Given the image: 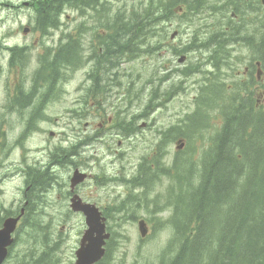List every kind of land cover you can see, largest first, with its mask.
Wrapping results in <instances>:
<instances>
[{
    "label": "rangeland",
    "instance_id": "obj_1",
    "mask_svg": "<svg viewBox=\"0 0 264 264\" xmlns=\"http://www.w3.org/2000/svg\"><path fill=\"white\" fill-rule=\"evenodd\" d=\"M140 1L143 0H106L107 5L103 8V14L111 11L110 15H112L119 9L126 16V11L129 8H139ZM17 5L6 6L3 13L0 14V39L5 46L19 49L25 47L24 51L22 49L24 57L22 65L10 62V50L0 53V87H3L4 99V126L0 127V178L4 177V181H6L17 165L18 168L24 167L21 165L23 159L30 167H35V164L38 163L37 159L44 163L46 152L43 149L48 143L54 144L53 142L59 138L58 134L63 133L64 142L62 145L65 148L85 139V143L88 145L79 150L80 157L72 158L74 162H84L83 168H78L90 176L88 181L79 188L78 194L96 204L101 210L115 211V207L122 206L118 214L109 211L107 226L113 235L109 263L158 264V257L166 247L172 244L171 249L177 250L180 242L172 241L174 239L173 230L170 226L165 225V221L172 216L171 210L163 209V203L167 197L166 179H162L161 183L154 186L148 197L145 195L144 199L147 198V201L144 202L143 207L136 208L128 199L138 195L137 191L124 184L110 181V178L120 179L122 177L126 181L131 179L141 159L147 157L152 146L157 144L158 135L155 133L157 129L161 132L162 129L165 131L174 127L182 117L191 113L194 107V89L197 82L195 77L182 81L180 87L185 89L183 93L180 90L174 91L175 86L178 85L177 80H171L161 86V81L153 84L149 82L152 78H157L159 65L163 61H168L170 66L175 69H183L191 65V55H174L186 42V35H184L186 26L178 22L169 24L167 36L173 32H177L178 36L174 41L163 42L166 46L160 47L157 56H142L139 52H136V55H124L121 54L120 45H117V51H114L111 64L99 67L98 71L95 70V62L92 69L91 66L85 69V65L92 55L89 50L82 52L85 61H82L79 68L67 70L66 67H61L56 69V78L63 76L64 80L57 85L58 91L55 94L57 101L50 106L52 111L50 120L36 125L33 128H39V130L30 132L29 128L32 123L40 118L32 117L28 120L29 113L23 111L26 109H19L20 112L17 114L18 101L16 94L13 95L11 90L16 88L24 93L31 91L30 85L34 72L38 68V59L46 53L47 47L54 45V42L46 43V40L35 32H30L26 36L22 35L24 28L32 30L36 28V24L31 22V12L27 8H23L22 5L20 9H15ZM63 11L64 13L60 17V28L57 31H52L53 40L57 35L60 37L61 32L64 35L68 32L76 34L74 29H82L89 31L80 36V40L86 47L90 40H94L90 30L96 29L98 20L107 21L106 18L91 13L77 17L70 6ZM2 19L3 21H1ZM97 32L99 35H103L104 30L98 28ZM115 41L120 42V40ZM157 41L162 43L161 38L154 37L151 40L152 43ZM95 47L98 49L99 44L96 43ZM173 49L174 52H172ZM181 57H184L185 61L179 64L178 59ZM105 66H107L108 72L101 71ZM89 77H97L96 83L93 84V79ZM102 80L113 82L112 88L101 85ZM87 81H90V87L96 91L95 94L91 93L90 98L80 94L81 86ZM157 88H159L157 96H161L159 102L163 103L162 107L158 108L159 110L152 109L157 101L151 102V98L154 96L153 90ZM173 91L174 94H172ZM109 106H115L116 111L127 112V120L131 115L138 116L134 121L137 131L129 138H122L108 129L111 127L108 125V120L111 119L110 124L112 125L116 122L114 119L112 120V116L116 112L109 110ZM79 110H84L86 115L72 112ZM103 111H107V115L97 117L100 113L104 114ZM70 113L72 114L70 115ZM217 120L215 119V121ZM143 123H147L151 129L143 128ZM85 126L87 128H84ZM73 128L79 135L77 139L72 134ZM103 130L105 131L102 132ZM50 132H53L55 137H50ZM96 134V140L91 139ZM210 134L203 132L202 139L189 144L185 139L186 145L185 148L183 147L182 156L187 155L195 146L196 151L193 156L196 157L203 149ZM108 140L114 142L109 146ZM117 142L122 144L119 151L116 152ZM175 147V142L168 146L165 164H168L178 152ZM109 151L113 154L122 152L124 159L117 160ZM90 157H94V159ZM73 169L74 167L68 164L69 177ZM12 186L6 182L2 184L0 199L4 205L13 197ZM158 195L161 197L154 207L153 201ZM38 218L41 222L38 221L26 233L22 231L18 235L19 240L15 241V245L11 249L10 259H14L12 255L21 254L15 264H30L32 260H42L45 264H74V251L85 230L83 218L71 212L56 213L51 208L46 209L45 213H40ZM139 219L144 220L149 229L148 236L142 240L136 225Z\"/></svg>",
    "mask_w": 264,
    "mask_h": 264
},
{
    "label": "trees",
    "instance_id": "obj_2",
    "mask_svg": "<svg viewBox=\"0 0 264 264\" xmlns=\"http://www.w3.org/2000/svg\"><path fill=\"white\" fill-rule=\"evenodd\" d=\"M100 1L67 0V3L75 13H82L93 9ZM170 2L172 4L161 10L158 1H151L142 15L130 16L131 11H126L127 18L118 11L114 23L108 28L130 34V31L151 27L165 18V14H170L181 0ZM256 2L260 9L262 0ZM62 8L63 5L55 3L49 7L41 5L35 29L54 28L56 15ZM50 12L52 17L47 16ZM116 36L113 38L121 39ZM229 38L252 46L260 54L259 61L264 67V34L259 38L260 49L254 37L246 31L229 32ZM114 44L112 40L107 46ZM68 58L65 46L47 59L49 64L45 65L43 59L33 76V88L43 71L51 76L56 69L72 65L73 61ZM23 61V55L13 49L10 62L22 65ZM53 76L57 77L56 74ZM220 92L221 89H214L198 95L193 101L191 114L159 135L155 153L148 160H141L131 180L135 182L132 188L140 190V198L134 196L131 199V204L137 208L144 206L143 197L150 192L156 179L164 176L168 181L165 190L167 204L173 206V210L167 224L173 230L172 241L180 242L177 250L171 249L172 244L168 245L159 256L158 264H264V111H260L261 115L253 114L256 101L252 99L233 106L223 104ZM211 114L220 117V124L198 155L193 156L194 146L185 156L177 152L169 166H164L162 159L169 144L178 138L186 139L188 144L202 139V133L211 127L210 120L214 118H208ZM134 121H130V125H118V132L134 134L137 131ZM160 197H155L154 207ZM112 241L107 244L102 264H109L105 261L109 258Z\"/></svg>",
    "mask_w": 264,
    "mask_h": 264
},
{
    "label": "flooded vegetation",
    "instance_id": "obj_3",
    "mask_svg": "<svg viewBox=\"0 0 264 264\" xmlns=\"http://www.w3.org/2000/svg\"><path fill=\"white\" fill-rule=\"evenodd\" d=\"M193 1L199 2L207 12V14H203L201 13L200 7L196 8L197 14L192 24L190 37L193 39V41H197L198 47H210L214 43H216L217 38H205L213 31H218V26L221 27V33L225 36L226 31L235 33L237 30H239L246 31L248 34H250V36L259 37V34L256 35V27L260 25V19L264 20V11H261L262 8L258 9L256 0H227L226 2L221 0L220 3L218 2V0H215L211 3L207 2L206 0ZM66 2L67 0H0V14L3 13V10L6 6L18 4L15 9H20L21 5L23 8H27L31 12V22H34L37 17L36 10L38 9L39 5L45 4L49 7L53 3L65 5ZM100 3L101 1L87 13H91L92 11L93 14H96L101 18H105V16L107 15L109 19L106 22H104L103 20H98L96 29L90 30V32L92 33V38L94 40H90L88 46L86 47L80 40V36L85 35L89 31L82 29H74L73 31H75L76 34L68 32L64 35L63 32H61L60 37L59 35H57L56 39L53 40L52 31H57L60 28V17L64 13V9H62L61 13L59 14L58 26L56 29L46 31H42L39 29H25L22 31V35L26 36L30 32H35V34H37L39 37L44 38L46 40V43L54 42V45H51V47H47V49L45 50L46 52L50 51L54 53L56 52L60 44L67 45V55H69L68 59L70 61H75L77 59V55L80 63L82 61H85L82 52L84 50H89L91 51L92 55L89 57V61L85 65V69L89 66H91L90 68L92 69L94 60L98 56V53H94L93 50H98L100 52V56L103 57V61H105V59H108L106 50L100 43L101 37H111L116 35L131 37V32L130 34H128V32L123 30L116 31L114 29L108 28L111 27V23L114 22V19L111 18V15L109 13H100ZM47 16L52 17V13L50 12V14H48ZM212 18L214 19V23H211L210 21ZM1 21H3V19ZM108 22L109 25L107 26L106 23ZM213 26L215 27L214 29ZM98 28L104 30L103 35L98 34ZM146 32L147 30L143 29L141 31H137V33H140L142 35H144ZM96 43L99 44L98 49L95 47ZM255 44L257 45L258 49H260L259 38L255 41ZM10 49L12 48L5 46L4 42H2V39H0V53L5 50L9 51ZM22 49L24 51L25 47ZM44 55L40 56L39 59L43 60ZM39 64L40 63H38V68ZM164 64L169 65V62L163 61L162 67L164 66ZM37 70L34 72V76L37 74ZM95 70L98 71V68H95ZM101 71L108 72L107 66L103 67ZM242 74L244 76L246 75L247 77L252 78L254 82L260 79V69L256 65H254L253 67H244ZM60 78L61 77L55 78L54 76H48L47 78L42 79L37 84L36 88L31 89L32 92L28 91L27 93H24L20 89L16 90V88H13L11 92L13 93V95L16 94L18 101V109H16L17 114L20 112L18 111L19 109H26L23 111H27L29 113L30 117L28 120H30L32 117H40L41 115L42 117H46V119H44L45 121L50 120L52 112L50 106L55 101H57L55 99V94L58 91V83L62 82V79ZM89 78L93 79V84L96 83L97 77ZM101 85H106L112 88L113 82H111L110 80H102ZM2 89L3 87H0V114H2L0 115V127L4 126V99ZM95 92L96 91L90 87V81H87L80 88V94L87 98H90L91 93L95 94ZM160 97L155 100L157 102L156 105L152 106V109H158L163 105V103L159 102ZM108 109L117 112L115 106H109ZM72 112L86 115V112L84 110ZM103 112L104 114L100 113L99 115H97V117L107 115V111ZM71 114L72 113H70V115ZM36 125L37 122L35 121L32 123L30 128L35 127ZM146 125L147 123H144L142 127L149 128ZM84 128H87V126H85ZM37 130H39V128L35 129V131ZM72 130V134L75 135V138H79V135L75 132V129L73 128ZM49 135L52 138L55 137L53 132H50ZM58 136L59 138L56 142H53L54 144L48 143L46 147H44L43 150L46 152V161L44 163L42 160L39 161V159H37L38 163L35 164V167H30L23 159L21 165H24V167L18 168L17 165V167H15L14 169V172L10 174L9 177H7L6 181H4V177L0 178V198L2 195V184L6 182V184L13 185V197L11 198V200L6 205H4L3 201L0 199V228L6 220H15L16 218L18 219L11 235L13 238V243L9 249V258H7L3 264H15V262L21 257V254H15L12 255L14 256V259L11 260V249L14 247L15 241L17 242L19 240L18 235L22 231L26 233V231L32 225H34L38 221L41 222L38 218V215L40 213H45V210L48 208L54 209L56 213L60 214H62L64 211L68 212L69 197L71 195L70 193H76L85 203H93L87 199H84L78 194V190L85 184L84 182L80 183L77 186H74L71 190L69 186L70 179L68 174V164L74 167L72 173L84 172L78 168H83L84 162L72 161L74 158L80 157L81 153L79 152V150L85 147L84 140H79L75 144H70L69 148H65L62 145V143L64 142L63 133L58 134ZM120 147L121 144L118 143L116 150L118 151ZM107 149L109 150L108 147ZM38 153L41 154V152ZM115 156L121 158L123 156V153H118ZM30 264L40 263H38L37 260H32Z\"/></svg>",
    "mask_w": 264,
    "mask_h": 264
},
{
    "label": "water",
    "instance_id": "obj_4",
    "mask_svg": "<svg viewBox=\"0 0 264 264\" xmlns=\"http://www.w3.org/2000/svg\"><path fill=\"white\" fill-rule=\"evenodd\" d=\"M85 177L86 175L75 172L70 182L71 187L73 188V186L81 183ZM70 208L73 212L83 215L87 227L81 237L79 249L75 252V264H96L104 257L106 241L110 237V234L106 232V220L98 208L94 205L82 203L76 196L71 198ZM137 231L140 238L146 236L147 228L143 220L138 221ZM8 238L9 231L7 224H5L4 229L0 231V264L6 256V247L11 242Z\"/></svg>",
    "mask_w": 264,
    "mask_h": 264
},
{
    "label": "bare ground",
    "instance_id": "obj_5",
    "mask_svg": "<svg viewBox=\"0 0 264 264\" xmlns=\"http://www.w3.org/2000/svg\"><path fill=\"white\" fill-rule=\"evenodd\" d=\"M86 13H87V12H85V11H83L82 13L79 12V11H77V12H76V16H77V17H83ZM54 74H56V71H53V75H54ZM56 76H57V74H56Z\"/></svg>",
    "mask_w": 264,
    "mask_h": 264
}]
</instances>
